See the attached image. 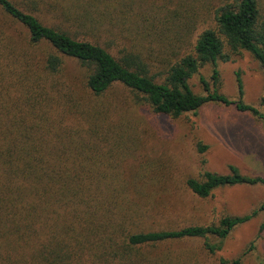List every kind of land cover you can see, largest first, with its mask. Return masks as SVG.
I'll return each instance as SVG.
<instances>
[{
  "label": "trees",
  "instance_id": "16d2710c",
  "mask_svg": "<svg viewBox=\"0 0 264 264\" xmlns=\"http://www.w3.org/2000/svg\"><path fill=\"white\" fill-rule=\"evenodd\" d=\"M22 1L0 0V264H151L147 248L185 238H202L216 253L237 226L264 213L263 202L218 223L139 228L134 218L145 211L126 194L132 179L115 173L113 149L122 141L108 115L100 117L107 108L98 100L119 83L157 114L179 117L217 103L264 118L244 101L239 73L238 98L219 90L217 68L248 52L264 70L261 0ZM45 10L51 25L36 14ZM155 40L164 70L153 71L144 55ZM42 44L51 52L39 60ZM63 57L84 72L75 98L70 83L53 80ZM207 64L214 86L200 76L204 93H195L189 80ZM186 185L207 198L220 187L264 186V176L230 165L229 173L205 169Z\"/></svg>",
  "mask_w": 264,
  "mask_h": 264
},
{
  "label": "rangeland",
  "instance_id": "374dc122",
  "mask_svg": "<svg viewBox=\"0 0 264 264\" xmlns=\"http://www.w3.org/2000/svg\"><path fill=\"white\" fill-rule=\"evenodd\" d=\"M261 1L264 7V0ZM36 14L51 25L49 11ZM125 41L128 40L121 44L131 48V43ZM151 48L152 51L144 52L146 60L153 63V71L164 70L167 65L160 64L159 43L155 40ZM118 50L114 47L111 51L118 57ZM50 52L42 44L36 51L37 58L41 60ZM63 59V69L53 74V80L70 83L71 97L75 98L84 89V72L76 59ZM217 68L221 92L238 98L239 73L244 84V101L264 113V70L250 53L243 52L231 61L220 60ZM212 73L213 65L207 64L189 80L195 93H204L200 76L214 86ZM99 98V104L107 108L106 115L100 117L108 115L111 134L119 135L122 141L117 145V141L113 142L118 148L113 149L115 173L123 181L132 179L127 183L126 194L145 211L134 218L139 228L178 229L218 223L223 216L246 214L264 202L263 185L220 187L207 198L195 195L186 185L188 178H199L205 169L229 173L230 165L246 175L264 176V118L217 103L179 117L157 114L147 104L138 102L130 88L119 83ZM202 145L207 146L204 151L200 149ZM263 219L264 213H260L237 226L216 253L205 248L202 238H185L149 247L145 255L151 264H219L222 257L241 258V264H264V230L260 232ZM210 241L218 242L215 237H210Z\"/></svg>",
  "mask_w": 264,
  "mask_h": 264
}]
</instances>
